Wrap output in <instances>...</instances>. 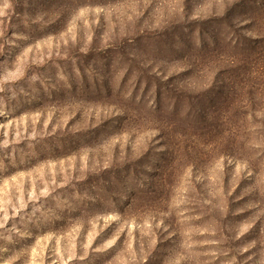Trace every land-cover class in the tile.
<instances>
[{"label":"rangeland","instance_id":"obj_1","mask_svg":"<svg viewBox=\"0 0 264 264\" xmlns=\"http://www.w3.org/2000/svg\"><path fill=\"white\" fill-rule=\"evenodd\" d=\"M0 264H264V0H0Z\"/></svg>","mask_w":264,"mask_h":264}]
</instances>
